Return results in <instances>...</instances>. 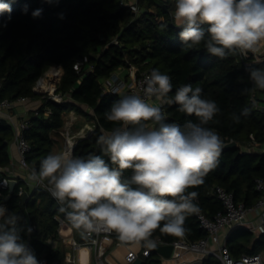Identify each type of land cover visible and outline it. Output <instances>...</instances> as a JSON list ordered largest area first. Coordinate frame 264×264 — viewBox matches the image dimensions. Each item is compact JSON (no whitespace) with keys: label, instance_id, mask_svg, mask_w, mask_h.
<instances>
[{"label":"trees","instance_id":"trees-1","mask_svg":"<svg viewBox=\"0 0 264 264\" xmlns=\"http://www.w3.org/2000/svg\"><path fill=\"white\" fill-rule=\"evenodd\" d=\"M124 1L0 0L11 6L10 13L0 15V98L42 99V105L31 113L30 128L25 131L31 143L27 155L30 168L38 171L40 161L56 153L72 112L93 127L90 134L87 130L86 135L77 139L73 156L100 155L110 163L98 138L122 126L105 118L113 102L122 97L105 93L101 80L119 67L128 66L130 61L140 68L157 69L170 76L173 85L170 98L185 84L201 88L202 98L214 100L221 110L207 126L219 134L224 146L231 140L238 143L237 147H223L216 167L207 173L204 183L187 190L198 193L194 200L198 208L211 217L224 210L213 193L216 187L234 192L237 201L252 206L260 197L255 180L264 176V111L251 100L255 88L239 52L221 59L208 53L203 43L191 49L184 46L179 37L182 28L177 26L172 12L175 0H138L143 9L140 14ZM37 9L42 10L41 15L33 17ZM116 38L118 44L114 43ZM84 57H88L92 69L77 71L74 65ZM55 64L63 68L57 89L63 96L61 102L33 91L37 80ZM250 66L264 69V63ZM163 111L169 122L180 125L189 120L198 122L194 115L180 112L175 104L164 105ZM234 116L239 117L238 122ZM251 135L258 146L248 150ZM14 136L13 125L0 116V167L11 166L10 146ZM131 174V169L123 170L122 178ZM21 187L29 193L26 200L19 194ZM2 202L8 213L20 217L17 223L20 235L36 255L68 264L59 241L57 220V216L64 214L58 211L59 203L45 187L31 188L18 179L12 196ZM31 224L35 228L28 232ZM184 227L190 240L206 235L194 214L186 216ZM153 236L169 242L180 237L159 229ZM227 245L235 258L259 253L264 249V234L240 228L231 233ZM143 264H161V260L154 251ZM200 264L220 262L208 256Z\"/></svg>","mask_w":264,"mask_h":264},{"label":"clouds","instance_id":"clouds-1","mask_svg":"<svg viewBox=\"0 0 264 264\" xmlns=\"http://www.w3.org/2000/svg\"><path fill=\"white\" fill-rule=\"evenodd\" d=\"M5 12L10 13L11 6L0 2V15ZM41 12L37 9L32 16ZM174 19L182 28L179 37L184 46L191 49L203 43L208 53L221 59L254 52L264 42V0H175ZM247 71L253 87L264 90V69L247 66ZM144 84L143 97L124 95L105 112L107 121L122 125L98 138L110 163L100 155L50 153L30 179L47 182V190L60 205L58 211L75 229L115 233L122 243L142 242L152 249L157 229L185 234L186 216L199 212L194 203L198 193L187 190L204 183L224 142L207 126L221 110L214 100L202 98L201 88L185 84L170 98L171 78L157 69ZM153 99L159 104L149 102ZM172 104L198 122H169L163 106ZM127 169L131 176L122 178ZM19 219L0 205V264H39L20 235Z\"/></svg>","mask_w":264,"mask_h":264},{"label":"built area","instance_id":"built-area-1","mask_svg":"<svg viewBox=\"0 0 264 264\" xmlns=\"http://www.w3.org/2000/svg\"><path fill=\"white\" fill-rule=\"evenodd\" d=\"M124 2L137 14H140L143 10L138 5V0H125ZM114 43H119L117 38L114 39ZM239 56L245 66H250L252 63H264V42L257 45L256 51L239 53ZM74 68L77 71L84 72L92 69L88 57L79 59ZM150 73L151 69L140 68L138 65L128 61V66L119 67L110 76L101 80L103 91L114 94V90L118 89L119 92L116 95L120 97L131 94L143 97V89L146 86L144 80ZM62 75V66L60 64L53 65L37 80L33 91L43 97L61 102L63 96L57 89ZM30 99V97L17 99L0 98V116L10 121L14 127V142L19 155L18 163L20 168L27 173L33 171L27 161L31 143L25 135V131L30 128V121L29 118L15 119L12 109L15 103H25ZM251 100L257 108L264 111V90L255 88ZM149 102L156 105L159 104L154 99ZM69 117L70 115L67 118ZM68 120H71V117ZM68 120L64 127L65 132L63 131L67 139L66 150L63 153L70 152L73 156L76 142L74 134H72V130L69 127L71 125H68ZM91 128L93 127L90 126L89 129ZM89 129L84 128L79 134L87 132ZM251 138L252 142L247 146L248 150L258 146L253 135H251ZM70 139L74 142V145L68 151L67 143ZM11 179H16L17 181L20 179L29 185L27 175L11 173L9 169L0 167V205H5L2 199L7 195L6 191L9 189ZM39 185L47 189L45 183H36L34 187ZM255 187L260 193V197L252 206H246L244 202L237 201L234 192L228 191L223 187H216L213 193L222 202L224 210L212 217L208 216L200 208L199 212L194 213L200 223V227L206 232V235L200 239L190 240L184 234L169 242L161 236H152L151 238L156 245H172L173 249L168 257L153 248H145L142 242L140 244L135 242L122 243L118 240L115 233L103 231L92 234L84 233L82 230L75 229L64 216H57L59 241L64 247V259L68 264H132L139 258L144 260V258L150 257L155 251L160 256L161 264H195L197 261L202 262L208 256L217 258L220 264H264V249L259 253H245L239 258H235L227 245L231 233L240 228H246L256 235L264 234V176L256 178ZM25 193L27 192L21 187L19 194L24 195ZM30 228L33 230L35 225L31 224ZM120 247L124 249L118 253ZM35 256L39 264H59L57 260L51 262L45 257H40L36 254Z\"/></svg>","mask_w":264,"mask_h":264},{"label":"crops","instance_id":"crops-1","mask_svg":"<svg viewBox=\"0 0 264 264\" xmlns=\"http://www.w3.org/2000/svg\"><path fill=\"white\" fill-rule=\"evenodd\" d=\"M41 105H42L41 98H31L25 103H15L12 109V112L14 114L15 119L29 118L31 113L36 111ZM69 115L70 117L72 116L71 117L72 123L74 122V125H73V128H75L74 129V133H75L74 140L77 141L79 137H76L75 135L78 134L80 131H82L84 128L89 129L90 126H92V124L89 122L83 121V119H81V117L74 112H72ZM60 146L61 145L57 146L56 150H59V149L61 150ZM262 149L264 150V145L262 146ZM10 150H11V157H12L11 166L9 167L10 172L21 174V175H27L29 185L31 187H34L36 182L30 179L31 173H27L26 171L21 169L19 166V163H18L19 155H18L17 147L14 141L11 143ZM4 207L7 209L6 205H4Z\"/></svg>","mask_w":264,"mask_h":264},{"label":"water","instance_id":"water-1","mask_svg":"<svg viewBox=\"0 0 264 264\" xmlns=\"http://www.w3.org/2000/svg\"><path fill=\"white\" fill-rule=\"evenodd\" d=\"M92 132V128L88 130V134H90ZM238 143L236 141H230L229 143H227L224 148H232V147H237ZM17 180L16 179H11L10 183H9V189H8V193L5 197V199H9L15 189V186L17 185ZM29 198V193H25L23 196V199L26 200ZM155 251L165 255V256H170L171 252H172V245H156L155 248H153ZM201 261H197L196 264H200ZM132 264H143V260L141 258L137 259L134 263Z\"/></svg>","mask_w":264,"mask_h":264},{"label":"rangeland","instance_id":"rangeland-1","mask_svg":"<svg viewBox=\"0 0 264 264\" xmlns=\"http://www.w3.org/2000/svg\"><path fill=\"white\" fill-rule=\"evenodd\" d=\"M173 15H174V13H175V8L173 9ZM73 115H75V114H73ZM72 117V116H71ZM68 119H70V117L69 118H67V120ZM67 120H66V122H67ZM68 122H69V125H71V126H69L70 127V129L72 130H70L71 132H72V134H75L74 133V129L75 128H72L73 127V125H74V122L72 123V120H68ZM67 129H69L68 127H67ZM65 132V131H64ZM86 132H83V133H81V134H76L75 136L76 137H81V136H84V134H85ZM62 137H63V139H62V141H61V143L59 144V145H61L60 147H61V150L59 149V150H56V153L55 154H58V153H63L65 150H66V135L65 134H63L62 135ZM76 142V141H75ZM67 150L69 151V148L67 147ZM123 247H120L119 248V250H118V253L120 252V251H123ZM146 258H144V260H145Z\"/></svg>","mask_w":264,"mask_h":264},{"label":"bare ground","instance_id":"bare-ground-1","mask_svg":"<svg viewBox=\"0 0 264 264\" xmlns=\"http://www.w3.org/2000/svg\"><path fill=\"white\" fill-rule=\"evenodd\" d=\"M68 125H69V123H68ZM73 145H74V142L70 139L67 143V147L69 148V151H70L71 147H73Z\"/></svg>","mask_w":264,"mask_h":264}]
</instances>
